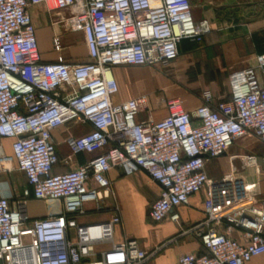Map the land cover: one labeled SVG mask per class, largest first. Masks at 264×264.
<instances>
[{
    "label": "built area",
    "instance_id": "built-area-1",
    "mask_svg": "<svg viewBox=\"0 0 264 264\" xmlns=\"http://www.w3.org/2000/svg\"><path fill=\"white\" fill-rule=\"evenodd\" d=\"M38 4L59 14L51 22L54 50L63 49L64 34L80 31L87 60H41L30 11ZM210 30L207 19L193 20L190 0H0V169L11 170L15 161L36 199L59 200L63 208L30 220L24 199L12 203L1 196L0 264L147 260L149 252L135 238L115 242L117 215L90 223L75 219L86 202L98 200L100 188L109 187L107 173L116 167L125 174L142 171L159 186L148 208L155 222L168 215L178 221L177 209L204 192V218L184 233L196 236L207 252L180 254L177 264H246L264 254V199L238 170L212 178L205 169L239 138L253 136L264 144V53L229 74V99L215 101L204 90L202 103L186 110L181 98L166 96L168 113L160 120L150 113L148 95L117 97L114 66H167L179 56L182 39ZM139 112H147L145 122L136 121ZM72 121L92 130L66 138L67 157L94 155L54 173L59 157L51 130ZM3 138L12 139V155L4 153ZM239 156L257 164L255 154ZM232 227L247 229V241L230 237Z\"/></svg>",
    "mask_w": 264,
    "mask_h": 264
},
{
    "label": "crops",
    "instance_id": "crops-1",
    "mask_svg": "<svg viewBox=\"0 0 264 264\" xmlns=\"http://www.w3.org/2000/svg\"><path fill=\"white\" fill-rule=\"evenodd\" d=\"M192 17L195 22L205 18L209 21L211 30L201 36L185 38L178 44L179 56L167 66H114L112 75L118 84L119 100H127L140 94L148 95L151 115L154 120H160L168 112L162 101L165 95V86L170 81L162 77L168 68L173 67L176 74H187L184 83L191 81L193 76L200 83L205 84L198 97L183 100V107L192 110L202 103L201 93L210 90L214 100L230 98L228 76L232 71L254 64L256 55L264 53V0H190ZM38 49L43 61H85L88 59L87 49L83 42L82 50L71 46L65 40L67 34L73 39L83 36L82 32H69L63 38L61 51L51 49L54 28L52 21L59 14L48 11L43 4L30 8ZM46 32L48 33L46 35ZM48 37L50 42H47ZM83 51L80 60L76 55ZM192 76V77H191ZM179 76H177L178 79ZM180 92L179 86L171 90ZM162 103V107L153 109V104ZM147 112L136 115L137 122L147 120ZM92 127L87 123L72 121L51 130L59 162L53 167L54 173H63L78 165L84 164L94 153L80 152L71 157L66 145V138L88 133ZM11 138H3V151L12 155ZM233 146V145H232ZM225 154L238 151L236 146ZM245 152L240 149V152ZM249 153V152H248ZM224 154V155H225ZM257 164L245 169H238L244 174L250 191L259 199H264V145L255 153ZM226 158V156H223ZM221 158V157H219ZM214 159H218L214 158ZM213 159L206 162V172L212 178H218L228 171H216ZM228 163V162H227ZM11 170L0 169V197L6 196L10 202L18 199L25 200L27 215L30 220L43 218L63 211L59 200L36 199L25 175L17 169L15 161L10 164ZM110 185L99 189V197L95 202H86L84 212L75 215L79 223H90L109 220L114 215L119 222L114 226L115 242L126 238H135L140 247L149 252V257L142 264H177L178 256L183 253L203 254L207 250L201 245L199 239L184 233V230L204 218L203 200L204 192L193 194L189 204L177 209L179 220L174 221L168 215L160 222L152 221L148 216L150 204L159 194V186L144 172L137 171L125 174L121 168H112L107 173ZM92 183V182H91ZM92 185L97 186L94 182ZM28 191L27 196L24 195ZM98 206H101L98 208ZM226 231L223 226L219 228ZM248 230L242 227H232L228 235L242 242L247 241ZM98 258L94 256L92 259ZM246 264H264V254L253 256Z\"/></svg>",
    "mask_w": 264,
    "mask_h": 264
},
{
    "label": "rangeland",
    "instance_id": "rangeland-1",
    "mask_svg": "<svg viewBox=\"0 0 264 264\" xmlns=\"http://www.w3.org/2000/svg\"><path fill=\"white\" fill-rule=\"evenodd\" d=\"M36 25V24H35ZM48 33L46 32V35ZM65 34L62 36V40L64 38ZM47 42H50V38L48 37ZM62 42V46H64L63 41ZM65 40L67 41V43H69L71 46H69V49H73L76 46H79L77 49L78 51L82 50L81 47L83 46V42H84V37L78 36L76 39H73L72 41V35L67 34L65 37ZM53 45L50 43L48 45V47L51 49ZM83 51L79 52L78 55H76V57H78L80 60H82L83 58ZM162 77H165L166 79H168L170 81V85L165 86V95L168 97H173V96H179L181 97L183 100H186V98H191V97H198L201 90L204 87L205 84L200 83V81L195 78L193 76V78H191V81L184 83L183 79L189 78L187 76V74H176V72L174 71L173 67L168 68V70H166L164 73H162L161 75ZM177 76L178 79H177ZM192 77V76H191ZM175 86H179L181 88L180 92H176L173 88V90H171V87ZM162 103H157V104H153L152 108L153 109H158L160 107H162ZM264 144H262L261 142H259L255 137L253 136H248V137H244V138H239L237 140H235V142L233 143V146L238 149L237 152L235 153H230V154H225V155H221L218 157V159H213V165L214 168L216 169V171H229V170H238V169H245L248 168L249 165H247L241 158H240V154H255L260 146H263ZM232 146V147H233ZM230 149V148H229ZM240 149H244L246 151L245 152H240ZM249 152V153H248ZM227 157V160L225 157ZM228 162V163H227ZM101 247H96L95 250H99ZM94 256H92L93 258ZM95 259V258H94Z\"/></svg>",
    "mask_w": 264,
    "mask_h": 264
}]
</instances>
